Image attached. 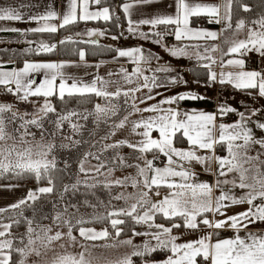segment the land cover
Segmentation results:
<instances>
[{
	"label": "snow or ice",
	"instance_id": "obj_1",
	"mask_svg": "<svg viewBox=\"0 0 264 264\" xmlns=\"http://www.w3.org/2000/svg\"><path fill=\"white\" fill-rule=\"evenodd\" d=\"M139 2L151 3L152 0H139ZM90 4L100 5L101 0H70L68 11L62 18L54 10L32 16V20L44 21V23L37 28L30 29V31L56 33L58 31L57 25L48 23V21L54 19H61L59 27L63 28L76 23L78 19L84 21L103 19L108 21L112 18L108 7L90 11ZM232 5L233 0H225L223 5L192 4L187 0H177L175 16H157L140 20L137 23L151 25L153 28L158 25H175L174 35L178 41L183 39L217 40L224 32L229 30H232L233 37L245 32L243 39L226 38L225 43L229 47L227 52L223 54L243 56L254 51L264 57V15H260L251 21L238 19L233 27ZM131 7V4L123 5L126 13L129 12ZM78 8L80 9L79 16L77 14ZM242 8L245 12L251 11V8L247 5H243ZM193 17H207L210 23H221L223 21L224 27L220 32L193 28L190 27ZM22 19L23 16L16 8L0 7V21H19ZM133 23L129 19V32L136 31L132 27ZM8 30L20 31L16 28ZM103 34V32L98 33L96 30L88 32L89 36ZM140 35L147 37L148 34L140 33ZM155 35L160 36L161 34L156 32ZM67 39L71 40L70 37ZM65 42L60 41V43ZM197 47L199 46L197 45ZM55 48V44L40 45V51L42 52L50 53ZM218 49V45H213L211 48H205L204 51L215 52ZM169 51L173 56L187 55L184 48H172ZM118 55L129 58L136 65L132 73L123 68L120 70L119 74L122 76L124 83L132 84L134 82L133 77L137 80L142 77L144 83L140 87L124 89L118 81H108L100 76H96L91 82L85 83L65 74L63 69L70 66L66 62H25L22 69L11 71L0 68V87H3L7 93L13 94L19 100L25 102H28L30 97L43 98V103L33 113H21L14 110V105L11 103H0V176L9 173L17 177L30 174L34 176L37 182L47 181L46 186L29 190L26 197L17 203L9 205L8 208H0V213L20 209L22 206H30V202L35 203L41 195L52 194L56 188L54 173L58 171L55 155V150L58 147L55 143L56 137L63 133L67 124L71 134L63 135L61 138L69 143H61L59 147L70 148L78 145L80 141L75 140L73 137L79 134L83 128L79 121H87L91 116L99 123L102 118L116 116L119 113L120 105L113 103V101L124 97V104L131 111L118 123L114 122L112 124L111 135H115V130L123 129L128 124L129 117L135 113L152 112L155 115L147 118L141 117L131 122L132 132L139 135L140 140L135 143L128 140H119L111 144L105 143L101 145L99 152L102 153L126 146L140 153L138 159L144 160L143 166L140 164L129 165L123 156L117 154L112 159L111 163L113 165L116 167H135L137 173L135 176H124L122 179H109L108 177L115 171V167H110L107 162L102 161L99 154L89 151L84 154L78 166L79 173L83 175L84 179H77L75 183L63 186V193H71L73 196L80 192L81 187L90 190L98 185L107 189L114 186L119 188L131 186L139 189L135 193L125 195L121 192L113 197L115 200H124L127 207L113 208L107 213L106 217H93L95 220L107 219L114 230L115 237H119L123 231L119 226L124 224L125 220L121 217H129L136 224H147L150 228L157 229V231L151 233H141L133 230V236L142 235L151 238L140 246L133 245L131 238L120 241L122 244L132 245L134 250L130 255L118 260L116 264H134L132 257H147L157 251L170 253L159 264H264V233L247 231L244 236L240 235V232L248 229L251 224L258 221L264 222V171L260 167V165H264V160H261V155L264 154V138L257 139L255 137L252 129L247 125L248 118L242 112L239 114V121L232 124L221 123L217 125L216 114L202 110L182 113L176 108H162L160 104L139 108L136 104L137 97L135 93L139 92L141 87L148 88L151 91L152 87L160 86L156 83L157 78L155 76L144 75L141 68L142 63L147 64L150 62V57L145 56L140 48L119 50ZM79 56L81 60H84L85 53L80 51ZM197 58L207 59L211 63L216 62L211 55L200 56L198 54ZM224 66L239 70L220 73V83L232 84L235 88L242 90L258 89L259 95L264 96V73L255 70H244V59H229ZM205 67L210 68L211 65H205ZM157 71L166 72L169 69L158 68ZM41 72L43 73V79L37 83L32 78V74ZM109 75H112V73ZM209 75L212 81L217 80L216 72L211 71ZM70 80L71 83H69ZM110 83L117 84L116 91H108ZM88 95L102 97L106 103L104 105L97 103L91 112L87 110L80 112L76 109L58 111L57 107L51 102L52 97H57L60 101L66 102L65 97H85ZM147 98L152 99L153 97L149 96ZM202 98L195 94H186L167 98L163 103L172 105L178 100ZM140 102L144 103V99H141ZM219 111L221 115H224L236 110L222 106ZM50 115L55 118L49 120ZM17 121L19 123L15 131L19 134L18 137L8 131V125L16 124ZM45 121L53 125L51 131L45 127ZM257 126L264 129V123ZM31 128L39 131V140L36 139V132L30 131ZM138 129H143V131L137 132ZM154 131L158 133V138L152 136ZM177 134L186 138L190 145L189 149L184 150L175 147ZM102 139L107 140L108 136ZM10 140L14 142L9 144L8 141ZM218 144L226 148V156L215 155V146ZM257 145L262 151L257 152L256 155H250V151ZM199 150L210 151L212 155H197ZM149 152L164 155L167 158V164L162 168L155 167V156L151 160L144 158V154ZM89 157L97 160L98 163L86 168L85 163ZM176 158L180 161H196L201 164L214 160L219 165L218 174L220 176H227L229 173H235L236 175L231 180L218 181L215 186L207 183H192L195 174L185 169L183 164H178ZM173 165L177 166L173 167ZM65 166L67 167V163H65ZM104 169H107L106 173L102 171ZM101 175L105 176L103 181L97 179ZM176 178H179V180ZM220 184H231L233 187L247 189L248 191L239 198L222 191L219 196L213 199V188L218 187ZM153 187L157 189L166 187L169 189V193L161 200L153 201L149 196V191ZM84 195H87V193H84ZM155 195L160 196V192L157 191ZM60 199L64 202L52 216V224L40 226L39 232L33 227V220L25 218L28 224L26 231L27 243L24 244L23 236L19 238L20 242L24 244L23 247H14L16 238L11 231L13 223H19V221L13 220L11 223L0 221V264H12L13 252L18 253L25 259L33 254L39 256L41 255L40 247L46 248L53 241H59L65 237L71 245L75 246L77 238L73 235V229L76 228V225H83L87 221L82 215L76 216L80 212V203L64 200L63 194H61ZM257 200L260 203H255ZM128 201L133 202L128 203ZM245 203L249 205L246 211L231 216L227 215L226 209L228 207ZM82 204L87 207H95L87 199H84ZM53 207L56 208L57 205L54 203ZM157 214L169 220L180 217L183 219L184 226L189 229L198 228L200 223L209 229L230 227L235 231V235L231 238L217 239L213 242V234L219 236V233L209 232L201 239L177 243L178 237L172 235V231L173 228H179L181 225L174 223L171 227H166L164 224H156L154 221ZM208 214L224 216L225 219L210 220ZM198 218H200L199 222ZM74 219L75 224L73 223ZM53 227L57 229L67 228V232L57 230L52 234ZM78 233L84 240L93 242L111 239L113 235L107 228L98 231L94 228L79 227ZM151 240L156 243L153 245ZM81 247L84 246L81 245ZM86 253L87 248L76 255L59 256L56 264H92V260L87 257ZM19 264H24V260L22 259ZM144 264H157V262L145 260Z\"/></svg>",
	"mask_w": 264,
	"mask_h": 264
},
{
	"label": "crops",
	"instance_id": "obj_2",
	"mask_svg": "<svg viewBox=\"0 0 264 264\" xmlns=\"http://www.w3.org/2000/svg\"><path fill=\"white\" fill-rule=\"evenodd\" d=\"M187 2L195 4V3H204V4H221L223 5L225 0H187ZM69 3L70 0H0V7H14L16 8L20 14L23 16L22 20L19 21H7L3 20L0 21V39H7V40H18L19 43L14 44L12 47H7L5 48L4 52L2 53L3 56H0V68H2L5 71H11V70H20L24 67L25 62H33V63H39V62H66L70 66L65 67L63 71L65 72L66 75L74 77L80 81H83L85 83L91 82L96 76L103 77L105 80L108 81H118L119 85L122 86L124 89L128 88H136L140 87L144 81L143 78L141 77L140 79H136L133 77V83L132 84H125L123 81L122 76L119 74L120 70L127 69L129 73H132L136 67L135 64H133L129 58L127 57H120L118 55L119 50H128L132 48H140L143 50L145 56L150 57V62L147 64L142 63L141 68L144 71V75H147L149 77L155 76L156 78L162 77L164 80L163 81V88L159 90L158 92L160 93L161 97H165L166 94V86H170L171 88L175 87L176 84L180 83L184 77L187 78V80H191L190 78L195 79L198 83L206 84L210 83L211 85L214 86V91L210 92L214 96H203V98L211 99L213 101V104H203V105H194L197 106L196 108H193V110L196 111H205V112H211L215 113L217 116L216 119V124L219 125L221 123L225 124H232L240 120V109L234 108L236 111L234 112H229L227 114L221 115L220 113V108H221V86L223 84H228V83H220V73H226L230 71H238L239 69L230 67V66H224L226 65L227 60L229 59H244L245 61V69L248 71H252L253 69H248L246 68V64L248 59L251 56H256L258 58V67L260 70H255V71H260L264 73V57H261L258 53L256 52H249L246 55L243 56H237V55H224L223 53L227 52V49L229 45L227 44L225 48H223V34L220 36L219 39L217 40H210V39H200V40H188V39H183V40H176L174 31L176 26L175 25H158L155 28H153L151 25H146V24H138L137 22L143 19H151L155 18L157 16H175L176 11H177V0H152L151 3H142L139 2V0H127L123 2L119 7L115 8L116 11H119L120 14L123 16L125 21L129 25V19H131L134 23L132 25L133 28L136 29V31L132 32L134 35L138 36V39L140 37V33H146L150 35L151 33H156L160 32V34H163L164 40L161 41V43L165 45H169L172 48H184L185 52L187 55L183 56H173L171 55V52L168 54L171 55L169 57H162V49L159 51L153 50L149 47L153 46V43H150L148 41L143 40H138V41H133L131 43H123L124 39H120L117 36H110L104 33V36L101 35H94V36H89L88 32L94 28H89L87 31L84 32L83 36L85 38H90L92 41H102L105 43H108L112 46L117 47L116 53L111 56V57H106V58H99V59H91L87 56L85 50H81L85 53L84 60L80 59V56H78L75 59H65L61 58L59 56L53 57V58H27L23 57L24 53L29 52L30 49H38L40 51V45L39 46H33L29 47V44L26 42H22L24 40V37L28 38H47L46 35L51 34L48 32H32L30 29L37 28L41 24L44 23V21H34L31 19L32 16H37L41 14H45L49 10H54L57 12V14L62 18L63 15L66 14L69 8ZM124 4H131L132 7L130 8L129 12L126 13L124 11L123 5ZM103 7H108L110 9V15H112V9L107 6V5H96V4H90L89 10L90 11H96L100 8ZM114 9V10H115ZM223 12V8L221 9ZM78 16L80 15V9L78 8ZM196 18V17H193ZM193 18L191 19L190 27L193 28H200V29H207L209 31H215V32H220L221 29L224 27L223 21L221 23H210L209 19L207 17V20L205 23L202 20H198L197 22H193ZM100 20V19H99ZM103 20V19H102ZM92 22V21H97V20H80L78 19L77 22ZM48 23L55 24L58 27V31H60V23L61 19H54L51 21H48ZM235 24H233V27ZM16 28L19 29L20 31L13 32L8 29ZM96 30V29H94ZM57 31V32H58ZM99 32H102L99 30ZM150 33V34H149ZM243 32L239 33L237 36L233 37V32L230 35V39L235 38V39H241L243 38V35H241ZM245 34V32L243 33ZM82 35V34H81ZM115 37V39H114ZM136 37V36H135ZM232 37V38H231ZM163 39V38H162ZM197 45L199 47H197ZM213 45H218L219 49L215 52H205V48H211ZM153 50V51H152ZM17 51V53L15 52ZM159 53V57L157 54ZM200 56H206V55H211L215 59V63H211V61L207 59H198L197 55ZM183 58L185 61H182ZM158 62H161L158 64ZM163 63V64H162ZM211 65V67H205V65ZM157 66H161L164 68H168L169 71H157V69H154ZM180 67V68H179ZM193 67H197L199 69H207L206 75L208 76V81L207 82H201L198 81L193 74L191 73V69ZM177 68L181 70V72L175 71ZM214 71L217 73V80L212 81L210 79V72ZM112 73V75H109ZM32 78H34L37 83L41 82L43 79V73H34L32 74ZM158 80V79H157ZM161 80H158V83L160 84ZM174 81V82H173ZM72 81L70 80L69 83ZM59 83V81H57ZM162 83V82H161ZM117 84L116 83H110L108 86V91L114 92L116 91ZM153 90V88H151ZM217 91V92H216ZM249 92H253L254 94H259L258 89H247ZM157 92V94H159ZM10 93H1L0 92V103H11L14 105V110H18L19 112H27L29 110H35L36 108L39 107L40 104L43 103V98H37V97H30L28 102L21 101L17 98V96L10 94L12 97L11 98H4L5 95H9ZM149 94V89L148 88H143L141 87V90L139 92L135 93V96L137 97L136 104L141 103L140 100L144 99L150 100L147 97L153 96L154 95H148ZM187 94H194L193 92H189ZM206 95V92L203 93ZM199 97H202L201 95H198ZM264 97V96H263ZM53 98H51V102H53ZM202 98V99H203ZM153 101V100H152ZM162 108L167 109V106L163 103L160 104ZM173 108V107H172ZM259 111L263 112V116H259ZM257 108H246L244 109L243 113L246 115L247 119V125H249L250 122H255L257 119H262V122L264 123V104L262 105L261 110ZM191 113V112H189ZM127 115V114H126ZM230 115H236L237 118L235 120H229L228 117ZM132 116V115H131ZM116 131V130H115ZM218 135V132H217ZM255 137L257 139H262L259 131H256L254 133ZM110 141L113 142V135L110 136ZM175 147L179 149H184L187 150L189 149L190 145L186 138H181L180 139V144L175 143ZM255 148V149H254ZM122 151V152H121ZM133 150L128 147H121L118 150V154L122 155L123 157L126 156H131V152ZM262 150L260 147L254 146L253 149L250 151V155H256L257 152H261ZM152 157L155 154H159L156 152H152ZM164 159L165 163L163 166L167 164V158L160 154ZM197 155L200 156H206V155H212L210 151L206 150H199L197 151ZM215 155L216 156H226V148L223 145H216L215 146ZM133 157V155H132ZM177 163L178 164H183L185 169L190 170L193 172L195 175L193 177V180L191 181L192 183H207L209 185L215 186L217 185L218 181H223V180H231L235 178V173H229L227 176H220L218 174V168L219 165L216 161H211V162H206L204 164L198 163L196 161H180L178 158ZM261 160H264V154L261 155ZM177 165H173V167H176ZM261 170L264 171V165H260ZM127 167H120L119 171L121 173L126 172ZM179 170V169H177ZM179 180V178H176ZM15 184V183H14ZM13 184V185H14ZM20 185H28L32 188V186L35 187V185L39 184H33V183H16ZM37 188V187H36ZM35 190V188H33ZM152 193V200L153 201H158L161 200L165 195H168L169 189L166 187H160V188H152L151 190ZM159 191L160 196H156L155 193ZM229 193L231 195L236 196L237 198L243 196L248 190L247 189H240L239 187H233L231 184H220L218 187L213 188L212 196L213 199L215 197L219 196L221 192ZM8 198V197H7ZM0 199V208H7L4 206L3 202L11 201L13 198L9 197V199ZM7 200V201H6ZM229 203V202H226ZM255 203H260L259 200H257ZM249 208V205L247 203L245 204H237V205H232L226 209L227 215L231 216L240 212H244ZM208 218L215 219V220H222L225 219L224 216L220 215H215L213 216L212 214H208ZM182 219V218H181ZM198 218V222H199ZM182 223V226L180 228H175L172 231V235L178 237L177 243H185V242H190V241H195L198 239H201L204 235L208 234L209 232L211 233H219V236L213 234L212 236V241L215 242L217 239H227L231 238L235 235V231L231 229L230 227L222 228V229H209L202 223H200L199 227L196 229H189L184 226L183 219L176 222V224ZM154 223L156 224H163L157 220V215L155 218ZM166 227H171L170 225L164 224ZM84 228H94L96 230H101L103 228L93 226V225H85L82 226ZM157 229L154 227L150 228L148 225L145 227H142L139 229V232L144 233V232H155ZM247 231H253V232H260L264 233V222H257L255 224H251L248 229L243 230L240 232L241 236H244ZM138 232V231H137ZM73 235L76 236L77 238V243L75 245H78L81 248V245H83V248H87L89 250L96 248H108L104 246L107 244L109 241L105 240H97L95 242L93 241H87L81 238L75 231L73 230ZM133 236V235H132ZM156 242L153 241V245ZM97 245V246H93ZM107 252V251H106ZM87 253H89L87 251ZM75 255V253H73ZM170 255L168 252L166 257L160 260H156L154 262H159L165 260L167 256ZM133 258V257H132ZM96 262V261H94ZM50 264H56L50 263ZM93 264V263H92ZM97 264V263H95ZM144 264V263H141Z\"/></svg>",
	"mask_w": 264,
	"mask_h": 264
},
{
	"label": "trees",
	"instance_id": "obj_3",
	"mask_svg": "<svg viewBox=\"0 0 264 264\" xmlns=\"http://www.w3.org/2000/svg\"><path fill=\"white\" fill-rule=\"evenodd\" d=\"M127 0H101L100 5H107L112 9L111 19L108 21L105 20H97L92 22H76L74 24H69L60 29V31L56 33H51L46 35L47 42L51 44H55L56 48L53 52H42L36 49H31V51L24 53L23 57L27 58H53V57H61L65 59H75L79 56L81 50H85L87 56L91 59H99L113 56L117 47L112 46L108 43L102 41H93L91 39L85 38L83 36L84 32L89 28H94L96 30H100L103 33L110 36H117L121 40L126 38L127 35H132V32H129V25L120 14L119 11H116L115 8L119 7L123 2ZM247 5L251 8L250 12L243 11L242 6ZM115 9V10H114ZM260 15H264V0H233L232 5V23L235 24L238 19H245L246 21H251L253 19L258 18ZM205 17H196L193 18V22H197L198 20H203L204 23L207 20ZM82 34V35H81ZM70 37L71 40L67 39ZM82 36V37H81ZM66 41L65 43H60V41ZM191 73L193 76L201 82H207L208 76L206 75L207 69H199L197 67H193L191 69ZM12 96L5 95L4 98H11ZM66 102L60 101L57 97L53 98V104L57 107L58 111H64L68 109H76L77 111L83 112L85 110L91 112L94 110V106L99 103L102 104L105 100L102 97H97L95 95H88L85 97H65ZM120 105L119 113L110 118H102L99 123L94 119V117H89V120L83 121L81 120V124L83 128L79 134H76L74 137L75 140H79L80 143L78 145L71 146L70 148H60L58 147L55 150V155L57 159V167L58 171L54 173L55 175V183L56 188L52 194L41 195L40 198L32 203L30 207V217L36 219L39 218L40 215H45L49 213V216L53 213V204L55 203L60 207V205L64 202L60 199L61 194L64 196V200H70L72 203H80V211H92L93 213H99L98 217H106L107 213L111 211L113 208H122L124 205V201L115 200L113 197L120 192L119 187H112L111 189L104 188L98 185L94 189H85L84 187L80 188V192L73 196L71 193H63L64 185H71L76 182L77 179L83 180L78 177L79 170L78 166L83 158L84 154L87 152H92L94 154H99L102 161L112 162V159L115 155L118 154V149H112L108 151H104L102 153L99 152L101 145L106 141H109L111 132H112V124L114 122L118 123L126 114H128L131 109L124 104V97H120L118 101H114ZM191 105H203V104H213L211 99L203 98L196 100H188ZM50 119H54L55 117L51 116ZM45 127L52 130L53 125L48 121H45ZM67 130V134L70 132V128L68 125H65ZM33 132H36V138H40V133L35 128H31ZM108 136L107 140L102 139L103 137ZM51 138V137H49ZM183 138L180 134H177L175 143L180 144V139ZM67 143H69L67 141ZM95 145V147H93ZM133 152V151H132ZM120 155V154H119ZM121 156V155H120ZM88 160H92L95 163H98L97 160L89 157ZM67 163V167L65 166ZM0 182H11V183H33L39 185H47L46 180H42L37 182L34 176L30 174H24L23 176L17 177L13 174H5L0 176ZM156 188V187H153ZM165 188V187H163ZM87 193V195H84ZM87 199L91 205L95 207H87L83 206L82 201ZM23 207V206H22ZM26 207V206H24ZM58 207V208H59ZM97 217V216H96ZM26 217L20 218L19 225H15L16 227H12L13 232L20 231V229H24L25 224L27 223ZM30 219V218H29ZM121 219L125 220V223L120 225L119 227L123 229L121 235L119 237H115L114 230L112 229L109 221L107 219L95 220L90 218L89 221L84 223L83 225H76V228L73 230L75 233H78V228L85 225H93L100 228H107L110 233H112V238L105 241H113L117 239H121L126 236L133 235V230L137 232L138 228L145 227L147 224H136L129 217H121ZM41 220V219H40ZM157 220L163 224L170 225L182 220L180 217H175L171 220L166 219L160 214H157ZM182 226V223L180 222ZM18 227V228H17ZM23 227V228H21ZM180 228V227H179ZM174 229V228H173ZM177 228H175L176 230ZM12 232V233H13ZM167 251H157L152 253L147 257H133L134 264L144 263L145 260L148 261H156L166 257ZM19 257L18 253L13 252L12 255V264H16L17 258Z\"/></svg>",
	"mask_w": 264,
	"mask_h": 264
},
{
	"label": "rangeland",
	"instance_id": "obj_4",
	"mask_svg": "<svg viewBox=\"0 0 264 264\" xmlns=\"http://www.w3.org/2000/svg\"><path fill=\"white\" fill-rule=\"evenodd\" d=\"M94 30V29H92ZM99 33V30H96ZM160 33V32H159ZM232 33V30H229L227 32L223 33V48L226 47V43H225V39L228 38L230 39V35ZM244 33V32H243ZM241 34L243 35V38L245 37V34ZM150 34V33H149ZM233 35V34H232ZM94 36V35H93ZM101 36H104L101 35ZM136 36V37H135ZM164 35L161 34L160 36L155 35V33H151L150 35H147V37L140 35L141 39H138L137 35H127L126 39L124 40L123 43H131L133 41H140L143 40V42L148 41L150 43H153L152 47H149L153 50L159 51L160 49H162V57H169L171 55L168 56V54L170 52L169 49L171 48L169 45H165L163 43H161L162 40H164ZM82 37V36H81ZM68 38V36H67ZM163 38V39H162ZM232 38V37H231ZM241 38V39H243ZM24 40H22L21 43L26 42L29 44V47H33L34 45L37 47L40 44H50V42H47L46 39L47 38H39L36 37L34 39H32L31 37L28 38L27 36L23 38ZM90 39V38H88ZM159 41V42H157ZM19 43L18 40H7V39H0V56H3L2 53L4 52L5 48L7 47H12L14 44ZM40 43V44H39ZM38 50V49H36ZM152 50V51H153ZM31 51V49L29 50ZM39 51V50H38ZM15 52V51H14ZM17 53V51L15 52ZM158 53V52H157ZM157 56L159 57V53L157 54ZM160 58V57H159ZM183 59V58H181ZM182 61H185L184 59ZM161 62H158V64ZM163 64V63H162ZM158 68H164L161 66H157L154 69H158ZM180 68V67H179ZM177 68L175 71L181 72V70ZM227 73V72H226ZM160 81V84L158 83V80H156V83L158 85H160L159 87H152L153 90L149 91L148 95H154V97L150 100H146L144 101V103H137V106L139 108H146L148 106L151 105H155V104H161L163 103V101L167 98H171L174 96H180V95H186L189 92H193L195 95H201L203 96H214L213 94H211L210 92L214 91V86L211 85L210 83H206V84H202V83H198L195 79L190 78L191 80H187L186 77H184L182 79V81L178 84L175 85V87L171 88L170 86H166L167 88V92L165 94V97H161L160 93L158 92L159 90H161V88H163V81L164 80L162 77H158L157 78ZM162 82V83H161ZM157 92L159 94H157ZM206 92V95H204L203 93ZM217 92V91H216ZM221 107L222 106H227V107H231V108H239L240 112L244 111V109L248 108V107H252V108H257L258 111L261 110L262 105L264 104V97L260 96L259 94H254L253 92H249L247 91V89H237L235 88L232 84H223L221 86ZM120 99V98H119ZM153 100V101H152ZM190 100V99H188ZM188 100H178L175 104L172 105H168L165 104L167 106V108H176L179 111L183 112H192L193 108H196L197 106L191 105V103L188 102ZM114 101H118V100H114ZM113 101V103H115ZM106 102L104 101L101 105H104ZM164 104V103H163ZM237 108V109H238ZM36 110V109H35ZM35 110H29L27 111V113H33ZM24 113V112H21ZM155 115V113L152 112H143V113H135L132 116L129 117V122L128 124L123 128V129H117L115 131V135H113V142L119 141V140H128L130 142L135 143L136 141L140 140L141 137L139 135H136L135 133L132 132V121L138 120L141 117L143 118H147L149 116H153ZM246 116V115H245ZM259 116H263V112L259 111ZM49 120H51L49 118ZM89 120V119H88ZM18 121L16 124H9L8 125V131L14 135L18 137V133L15 131L16 127L18 126ZM79 123H81V120L79 121ZM263 123L262 119H257L255 122H250L248 127H250L253 131V133H255L256 131L260 132V135L262 137H264V129L259 128L257 125ZM30 131H33L32 129H30ZM143 129H138L137 132H142ZM71 134V130L70 132L67 134V130L64 127L63 133L61 135H58L55 139V143L56 144H61V143H65L67 144L66 140H62V136L63 135H69ZM76 135H74L75 137ZM152 136L154 138H158V133L157 132H153ZM73 137V138H74ZM37 140H39L40 138H36ZM51 139V138H49ZM14 141H8L9 144L13 143ZM112 141H106L105 143L111 144ZM104 143V144H105ZM255 149V148H254ZM119 150V148H118ZM122 152V151H121ZM152 152L149 153H145L144 154V158L145 159H149L151 160L152 157ZM132 155L131 156H126L124 157L127 164L129 165H136V164H140L141 166H143L144 164V160L143 159H138V157L140 156V153L138 152H131ZM122 156V155H121ZM102 158V157H100ZM110 167H115V171L112 173V175L110 177H108L109 179H117V178H123L124 176H135L137 173V169L135 167H127L126 168V172L125 173H121L119 171L120 167H116L115 165H113L111 162H108ZM97 163H95L92 160H88L85 163V167H90L92 165H95ZM157 167H164L163 164L161 166H157ZM105 173L107 172V169L102 170ZM78 177L84 179L82 174H78ZM100 181H103L105 179V176L101 175L97 178ZM91 182V181H90ZM11 182H0V199H9V197L13 198L11 201H7V202H3L4 206H6L7 208L9 207V205L15 204L17 203L19 200L23 199L26 197L27 193L29 190H34L33 188L37 189L38 187L44 186V185H35L32 186V188L28 185H18V184H14ZM37 187V188H36ZM139 189H135L132 188L131 186H128L126 188H120V192L125 193V195L129 194V193H135L138 192ZM149 196L152 198V193L151 191H149ZM124 200H122L123 202ZM133 201H128V203H131ZM32 205V203L30 202V206ZM30 206H26V207H21L20 209H14V210H9L3 213H0V221L4 222V223H11L13 220H20V218L22 217H27L28 219L30 218L31 220H33V227L36 228L37 232H39L40 230V226H44V225H51L52 224V216L55 214V212L57 210H59V206L57 205L56 208L53 209V213L49 216V213L45 215H40V217L34 219L32 217H30ZM123 207H127V204L124 201V205ZM99 213H93L92 211H80L79 213L76 214L77 217L79 216H83L84 219L86 221H89L90 218L92 217H96L98 216ZM47 217V218H45ZM41 219V220H40ZM73 223L75 224V219L73 220ZM15 225H17L18 223H13ZM15 225H12V227H16ZM19 225V224H18ZM27 227L28 224H25L24 229H20V231H16L13 232V236L16 238V241L14 243V247H23L24 244L27 243V236H26V231H27ZM18 228V227H17ZM23 228V227H21ZM139 229H137V231L139 232ZM57 230H62L64 232H67V228H62V229H57L55 227H53V233H55V231ZM24 237V244H22L20 242V237ZM131 238L133 240V245L136 246H140L143 245L146 241H149L151 238L149 236H126L123 237L121 239H117V240H113V241H109L107 244H105L104 246L108 248H96L94 247V249H87V251L89 253H86L87 257L92 260V263L95 264H116V262L120 259H122L124 256L126 255H130L131 252L134 250L132 245H125L120 243V241H124ZM154 240H151V243H153ZM115 245V246H112ZM39 247V244L37 245ZM97 246V245H95ZM85 248L83 247H79L78 245H71L67 239V237L59 240V241H53L51 244H49L46 248L45 247H40V251H41V255L36 256V255H30L28 256L26 259L24 257H21L19 255V257L17 258L16 264H19V262L23 259L24 260V264H50V263H54L56 262L57 258L59 256H63V255H68L71 254L73 255V253L78 254L82 251H84ZM107 251V252H106ZM133 259V258H132ZM96 261V262H94Z\"/></svg>",
	"mask_w": 264,
	"mask_h": 264
},
{
	"label": "built area",
	"instance_id": "obj_5",
	"mask_svg": "<svg viewBox=\"0 0 264 264\" xmlns=\"http://www.w3.org/2000/svg\"><path fill=\"white\" fill-rule=\"evenodd\" d=\"M257 64H258V58L256 56H251L247 61L246 68L253 69V70H260V68L258 67ZM0 92L6 93V91L3 87H0ZM236 118H237L236 115H230L228 117L229 120H235ZM154 156L156 157V159L154 161L155 167L161 166L162 164L165 163V159L160 154H155Z\"/></svg>",
	"mask_w": 264,
	"mask_h": 264
}]
</instances>
